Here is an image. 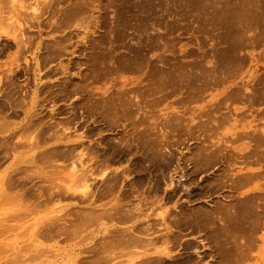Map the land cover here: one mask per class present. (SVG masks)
<instances>
[{
    "label": "rangeland",
    "instance_id": "374dc122",
    "mask_svg": "<svg viewBox=\"0 0 264 264\" xmlns=\"http://www.w3.org/2000/svg\"><path fill=\"white\" fill-rule=\"evenodd\" d=\"M67 1L37 56L0 42V264H264V0ZM145 224L156 244L123 239Z\"/></svg>",
    "mask_w": 264,
    "mask_h": 264
},
{
    "label": "bare ground",
    "instance_id": "6f19581e",
    "mask_svg": "<svg viewBox=\"0 0 264 264\" xmlns=\"http://www.w3.org/2000/svg\"><path fill=\"white\" fill-rule=\"evenodd\" d=\"M10 1V0H9ZM17 1V0H16ZM24 1V0H23ZM27 0H25L24 2H26ZM30 1V0H29ZM34 1V0H33ZM35 1H37V0H35ZM34 1V2H35ZM65 0H40V4H39V8H33L32 10H31V12L29 11L28 12V10L26 9H24V10H22L23 9V7H25L24 5H19L18 4V2H20V0H18V2H16L18 5H19V8H17L18 10L16 11V12H18L19 11V13H16V14H18V17L16 18V17H14V18H12V12H8L9 14H10V16L11 17H9L8 18V20H10V21H8V20H6V21H8V22H6V21H4V23H3V20H1V22L3 23V25L5 26V25H7V24H5V22L6 23H8L9 24V22H11L10 24H13L14 25V23L12 22V20L14 19V21L16 20V23L15 24H17V25H15L16 27L15 28H13L10 24V26L8 25V27L7 28H4L3 27V29H1V27H0V42H2L3 40H6V42L7 43H5V46L7 47V45L8 46H13L14 44L17 46V53L18 54H24V53H28L29 51H30V49L33 47V46H35V49L32 51V53H34V55L35 56H37L38 55V53H39V51H40V49L42 48V38H40V40H38V41H36V39H35V36H33V35H27L26 34V32H28L29 31V29L31 28V27H33V28H37L38 30H37V32L39 33V35H40V29L44 26V25H46V24H50L49 26H52L53 25V21L52 20H50V21H48L47 20V17L48 16H55L56 14H58V13H63V15H64V18H69L71 15H73V14H75L76 12H81L82 10H83V8H84V4H82V3H77L75 6H72L74 3H70L71 1H67V2H69V4H68V6H66V7H62V4H61V2H64ZM11 2H12V0H11ZM24 2H21V3H24ZM34 2H28L27 1V5H29V4H33ZM12 3H15V0H14V2H12ZM16 4V5H17ZM25 4V5H26ZM6 6H8L9 5V3L8 4H5ZM13 5V4H12ZM37 5V4H36ZM4 6V5H3ZM3 6L1 5V7L3 8ZM5 6V7H6ZM10 6V5H9ZM30 6V5H29ZM71 6V7H70ZM10 7H12V6H10ZM27 7V6H26ZM25 7V8H26ZM38 7V6H37ZM22 8V9H21ZM30 8H32V7H30ZM14 9V8H13ZM1 10H3V9H1ZM4 10H6V9H4ZM6 12V13H7ZM4 13V12H3ZM2 13V14H3ZM224 13V12H223ZM0 14H1V12H0ZM2 14H1V16H0V18H3L2 17ZM9 14H6V16L7 15H9ZM47 14V15H46ZM4 15V14H3ZM46 15V16H45ZM225 15V14H224ZM5 16V15H4ZM5 16V17H6ZM115 16V15H114ZM226 16V15H225ZM8 17V16H7ZM7 17L5 18V19H7ZM12 18V19H11ZM16 18V19H15ZM21 19H23V22L21 21ZM86 19H88V18H86ZM114 19V18H113ZM230 19H232V18H230ZM233 19H235V18H233ZM232 19V20H233ZM155 21V20H154ZM98 23V22H97ZM199 25V24H198ZM239 25H241V24H239ZM64 27V26H63ZM56 28V27H55ZM257 29V28H256ZM62 30V29H61ZM113 32V31H112ZM243 36V35H242ZM142 37V36H141ZM65 39H68V38H66V37H64ZM157 39V38H156ZM257 39V38H256ZM259 40V39H258ZM249 41V40H248ZM247 41V42H248ZM11 42H13L14 44H12ZM251 42V41H250ZM236 44V43H235ZM109 45H111V44H109ZM1 52H4V49H1ZM12 55H14V54H12ZM11 55V56H12ZM15 56H16V53H15ZM25 56V55H24ZM13 57V59H14V56H12ZM17 58H18V55L16 56ZM26 57V56H25ZM33 59H35V57H32ZM48 55H46V56H43V60H48ZM16 59V58H15ZM17 60V59H16ZM14 62V61H13ZM17 62V61H16ZM37 62V65H36V68H38L41 64L38 62V60L36 61ZM35 63V62H34ZM114 64V63H113ZM11 66V65H10ZM20 67V66H19ZM28 66H26V67H23V68H21L20 70H19V73L20 72H24L25 74L28 72V68H27ZM65 69H67V67L65 68ZM68 70V69H67ZM124 70V69H123ZM54 71V70H53ZM128 71V70H127ZM10 72V71H9ZM8 72V73H9ZM18 72V69H17V71H15L14 72V76L12 77V79L10 78V79H8L9 80V84L10 85H16V82L15 81H13L14 79V77L18 74L17 73ZM11 73H13V70L11 71ZM216 75V74H215ZM35 76V75H34ZM37 76V75H36ZM165 76V75H164ZM176 76H178V75H176ZM182 76V75H181ZM178 77H180V76H178ZM195 78V77H194ZM196 79V78H195ZM171 81V80H170ZM172 83V82H171ZM44 85V84H43ZM83 85H85V84H83ZM82 85V86H83ZM78 90V89H77ZM128 91V90H127ZM130 91H131V89H130ZM110 96V95H109ZM113 96L111 95V98H112ZM103 99V98H102ZM105 99V98H104ZM97 100V99H96ZM89 101V100H88ZM147 101V100H146ZM145 101V102H146ZM93 102V101H92ZM91 102V103H92ZM110 102V101H109ZM33 104H35V102H32L31 103V105H33ZM111 104H114V103H112L111 102ZM26 105V104H25ZM91 105V104H90ZM92 105H93V103H92ZM101 105V104H100ZM109 106V105H108ZM31 106H29L28 108L26 107V109H25V113L27 114V112H28V109H31L30 108ZM33 107V106H32ZM99 107V106H98ZM118 108V107H117ZM116 108V109H117ZM125 108V107H124ZM127 108V107H126ZM129 108V107H128ZM119 109V108H118ZM122 109V108H121ZM31 111V110H30ZM96 111H98V109L96 110ZM99 111H100V109H99ZM98 111V112H99ZM102 111V110H101ZM110 111V110H109ZM111 112V111H110ZM34 111H32V112H29V115H28V122L30 123V122H33L34 121V114H37L36 112L34 113ZM118 115V114H117ZM32 118V119H31ZM4 120V119H3ZM40 125V124H39ZM61 125V124H60ZM146 128V127H145ZM55 131V130H54ZM50 132V131H49ZM31 133V132H30ZM35 133V132H34ZM49 135V134H48ZM37 138V137H36ZM57 138V137H56ZM27 139V138H26ZM34 139V138H33ZM150 139V138H149ZM100 140V139H99ZM126 141H129V139H125ZM145 140V139H144ZM123 142H125V141H123ZM133 142V141H132ZM31 143V142H30ZM99 143V142H98ZM129 142H127V144H128ZM136 143V142H135ZM142 143H143V141H142ZM33 144H36V145H38V143H36V142H34ZM32 144V145H33ZM48 144V143H47ZM91 144V143H90ZM123 145V144H122ZM49 146V145H48ZM47 147V146H46ZM87 150V149H86ZM91 151V150H90ZM84 154H87V152L85 153V152H83ZM82 153V155H84ZM199 155V154H198ZM23 157V156H22ZM34 158H35V156H33L32 158H31V160L30 161H28V162H33V160H34ZM44 159V158H43ZM51 159V158H50ZM90 159V158H89ZM106 159V158H105ZM20 161V160H19ZM52 161V160H51ZM90 161H92V160H90ZM148 161V160H147ZM151 161V160H150ZM166 161V160H165ZM85 162H88V161H85ZM213 162V161H212ZM19 163V162H18ZM89 163V162H88ZM107 163V162H106ZM105 163V164H106ZM91 164V163H90ZM89 164V165H90ZM109 164H110V162H109ZM146 164H148V163H146ZM89 165L87 164V166H88V168L89 169H87V166L86 167H84V169L81 171V174H79V176L77 177V181H81V182H86V187H87V194L90 192L89 190H91V185H92V183L94 182V181H96V180H94V181H91L90 180V178L93 176V168L94 167H91L92 165H90V167H89ZM107 169V168H106ZM39 170V169H38ZM109 170V172H110V169H108ZM99 171H100V169H99ZM38 172V171H37ZM102 172V171H101ZM100 172V173H101ZM104 172V171H103ZM45 173V172H44ZM43 173V174H44ZM106 173H107V171H105V176H108L109 174L107 173V175H106ZM21 174V173H20ZM45 174H47V173H45ZM95 174V173H94ZM104 174H102V176H104ZM129 174V173H128ZM90 175H92L91 177H90ZM43 176H46V175H43ZM96 176V175H95ZM101 177V176H100ZM103 178H105V177H103ZM49 179V178H48ZM47 179V180H48ZM103 180V179H102ZM53 182V181H52ZM97 189V188H96ZM144 189V188H143ZM85 190V189H84ZM86 191V190H85ZM84 191V193L86 194V192ZM92 192H93V190H92ZM95 193V192H94ZM93 193V194H94ZM84 194V195H85ZM93 194H91L92 196H93ZM154 194V193H153ZM117 195V194H116ZM86 197H87V195H85ZM115 196V195H114ZM118 196V195H117ZM11 198V197H10ZM117 198V197H116ZM115 198V199H116ZM20 199V198H19ZM162 200V199H161ZM9 201V200H8ZM161 202L162 201H160V205H162L161 204ZM103 203H105V202H103ZM112 204H114V203H112ZM100 205H102V204H100ZM121 204H119V205H117L118 207H117V209L115 210V212L112 214V215H110L111 217H113V218H116L118 221H119V223H124V224H132V225H134L135 224V221L133 222V220H134V215L132 214V213H130V212H128V211H126L127 209H126V204H122L121 206H120ZM97 206H99V205H97ZM159 209V208H158ZM164 209V208H163ZM208 209H210V208H208ZM258 209V208H257ZM211 210V209H210ZM109 211V210H108ZM235 211V210H234ZM165 213H166V211H164V215L161 213V215H163L162 217H160V218H162L163 220H162V224L164 225V226H168V228L166 227H163V228H165V229H169V222H166L167 220H166V217H164V216H166L165 215ZM110 214V213H109ZM21 217V216H20ZM93 217V216H92ZM138 217V216H137ZM143 217V216H142ZM253 218H256L257 219V217H253ZM133 219V220H132ZM228 219V218H227ZM240 219H243V218H240ZM226 220V219H225ZM115 221V220H114ZM210 221V220H209ZM233 221V220H232ZM240 221V220H239ZM208 222V221H207ZM235 222V221H234ZM243 222V221H242ZM258 222V221H257ZM79 223V222H78ZM81 223H82V221H81ZM91 223V222H90ZM148 223H150V222H148ZM260 223V222H259ZM258 223V224H259ZM224 224V223H223ZM240 224H241V222H240ZM146 225V224H145ZM161 225V224H160ZM126 226V225H125ZM147 226V229H146V227H138V228H136V230H132V229H130V227H127V228H125V230H123L124 231V233H123V239H127L126 240V242L127 241H134L135 243H144V244H146V245H153V244H156L155 243V241H156V237L154 236V237H151L153 234H154V232L152 233V234H148L147 233V235L146 236H148V237H145V236H143L142 235V233L141 232H147V230H149V227L148 226H152V224H148V225H146ZM237 226V225H236ZM241 226V225H240ZM243 226V225H242ZM181 227V226H180ZM246 227V226H245ZM113 228V227H112ZM120 229V228H119ZM143 229H145V230H143ZM246 229V228H245ZM141 230H143V231H141ZM252 230V229H251ZM214 231H216V229L214 230ZM250 231V230H249ZM253 231V230H252ZM150 232V231H149ZM141 235H140V234ZM220 233V232H219ZM221 234V233H220ZM219 234V235H220ZM245 234V233H244ZM156 235V234H155ZM166 235L167 234H163V236H165L166 237ZM246 235V234H245ZM173 236L174 237H176V236H178V234H173ZM221 236V235H220ZM144 237V238H143ZM164 237V238H165ZM168 237V236H167ZM172 236L171 235H169V238H171ZM157 239H159V237H157ZM211 239V238H210ZM213 239V238H212ZM38 242V241H37ZM118 244V243H117ZM168 244V243H167ZM188 244V243H187ZM119 245V244H118ZM125 245V244H124ZM120 246V245H119ZM163 246V245H162ZM38 248H39V246H37ZM121 247V246H120ZM123 247V246H122ZM159 247H160V245H159ZM159 247H157V248H159ZM160 249V248H159ZM163 249V248H162ZM165 249V248H164ZM37 250V249H36ZM165 250H167V249H165ZM170 250H172V249H170ZM220 250V249H219ZM159 251V250H158ZM221 251V250H220ZM111 252V251H110ZM122 252H123V250H122ZM222 252V251H221ZM112 253H114V252H112ZM112 253H110V254H112ZM125 253V252H124ZM142 253H144V255H145V257H144V259H142L141 260V262H139V263H137V264H153L154 262H157V263H168V264H180V260L178 259V256H174L173 255V253H172V251H171V253H172V255L171 254H167V256L170 258V259H168V257L167 258H165V257H162V255L164 254L165 255V253H163L162 254V252H158L157 254H159L158 256L157 255H153V256H150V253H149V250H145L144 252H142ZM151 253H156V251H152ZM240 253V252H239ZM128 254V253H127ZM148 254V255H147ZM162 254V255H161ZM228 254V253H227ZM239 255H241V254H239ZM114 257H115V254L113 255ZM136 256V255H135ZM166 256V255H165ZM116 258V257H115ZM143 258V257H142ZM227 258V257H226ZM112 259H114V258H112ZM199 259V258H198ZM229 259V258H228Z\"/></svg>",
    "mask_w": 264,
    "mask_h": 264
},
{
    "label": "flooded vegetation",
    "instance_id": "af4514ba",
    "mask_svg": "<svg viewBox=\"0 0 264 264\" xmlns=\"http://www.w3.org/2000/svg\"><path fill=\"white\" fill-rule=\"evenodd\" d=\"M1 49H4V47H0V55L2 54V52H1ZM19 74L20 73H18L13 79V81H15L16 82V85L14 86V85H12L13 87H15V89H17V90H20L21 89V91H22V86H24V84L25 83H19V81L20 80H22V79H20V76H19ZM11 74H9L7 77H5V79H4V81H5V83H8L9 84V80L8 79H10V78H12V76H10ZM5 86L4 87H6L7 86V84H4Z\"/></svg>",
    "mask_w": 264,
    "mask_h": 264
},
{
    "label": "crops",
    "instance_id": "0c3cea01",
    "mask_svg": "<svg viewBox=\"0 0 264 264\" xmlns=\"http://www.w3.org/2000/svg\"><path fill=\"white\" fill-rule=\"evenodd\" d=\"M141 231H143V230H141ZM189 239V238H188ZM186 242H191V240H186ZM140 244V243H139ZM142 245H146V244H144V243H141ZM147 246H149V245H147Z\"/></svg>",
    "mask_w": 264,
    "mask_h": 264
}]
</instances>
